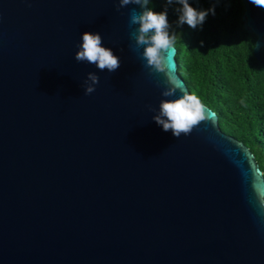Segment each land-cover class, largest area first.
I'll return each mask as SVG.
<instances>
[{
	"label": "water",
	"instance_id": "1",
	"mask_svg": "<svg viewBox=\"0 0 264 264\" xmlns=\"http://www.w3.org/2000/svg\"><path fill=\"white\" fill-rule=\"evenodd\" d=\"M241 1L258 61L264 8ZM117 7L0 0V264H264L254 153L207 105L188 136L155 123L161 100L182 93L161 95L130 39L139 6ZM85 32L101 35L116 71L75 60ZM88 72L100 82L86 95Z\"/></svg>",
	"mask_w": 264,
	"mask_h": 264
},
{
	"label": "trees",
	"instance_id": "2",
	"mask_svg": "<svg viewBox=\"0 0 264 264\" xmlns=\"http://www.w3.org/2000/svg\"><path fill=\"white\" fill-rule=\"evenodd\" d=\"M192 7L215 9L196 29L178 25L181 6L151 1L155 12L167 9L170 34L177 35L176 59L190 93L213 109L223 132L254 153L264 175V48L253 57L256 35L240 27L241 0H189ZM203 41V46H201Z\"/></svg>",
	"mask_w": 264,
	"mask_h": 264
},
{
	"label": "clouds",
	"instance_id": "3",
	"mask_svg": "<svg viewBox=\"0 0 264 264\" xmlns=\"http://www.w3.org/2000/svg\"><path fill=\"white\" fill-rule=\"evenodd\" d=\"M249 2L256 7L264 8V0ZM166 3L180 5L181 7L176 9L179 13L178 25L187 24L193 29L202 26L210 12L215 14L214 8L198 11L190 5L189 0H166ZM128 5H136L141 9L137 12L133 8L129 13V28L138 25L130 32V39L134 41L136 50L143 48L141 59L146 61L145 67L152 73L162 75L163 79L156 82L157 87L163 88L161 95L173 97L178 91L182 93L176 99L161 100L159 111L152 119L157 125L162 126L164 131L170 130L176 138L181 135L188 136L202 122L208 121L210 109L196 94L184 90L174 73L171 50L174 49L177 35L170 34L167 9L162 12L153 11L149 7L150 0H118L116 10L120 11ZM102 43L101 35L85 32L82 35V44L75 54V60L94 64L100 71H116L120 67V60L111 49L103 47ZM99 82L100 77L95 72H88L84 81L85 94L93 93ZM148 108L154 111L151 105Z\"/></svg>",
	"mask_w": 264,
	"mask_h": 264
}]
</instances>
